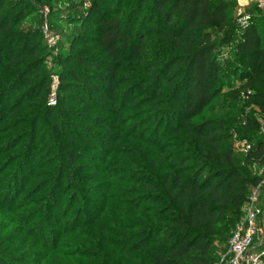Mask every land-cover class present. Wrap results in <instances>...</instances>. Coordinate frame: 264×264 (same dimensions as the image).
<instances>
[{
  "label": "trees",
  "instance_id": "16d2710c",
  "mask_svg": "<svg viewBox=\"0 0 264 264\" xmlns=\"http://www.w3.org/2000/svg\"><path fill=\"white\" fill-rule=\"evenodd\" d=\"M89 1L51 56L0 0V264H214L264 163V9Z\"/></svg>",
  "mask_w": 264,
  "mask_h": 264
},
{
  "label": "rangeland",
  "instance_id": "374dc122",
  "mask_svg": "<svg viewBox=\"0 0 264 264\" xmlns=\"http://www.w3.org/2000/svg\"><path fill=\"white\" fill-rule=\"evenodd\" d=\"M45 1V2H44ZM246 0H237V7H236V17L238 16V8L240 7V4L244 7V11H247V7L249 4H254V1H248V3H244ZM34 2V8L35 11L28 10L26 16L23 19V22L20 25L21 30L25 29H36L41 33L42 40L44 42V45L50 51L52 54L49 55H55L60 49L61 50H67V44L62 42L63 35L66 32H70L73 28V25H69L68 23H64L60 20L65 18L66 16H70L72 14H84L87 8L90 6L89 0H84L81 2V0H32ZM256 4V3H255ZM247 13V12H246ZM45 63L47 64V67L50 68L52 66L51 57H46ZM136 72L140 73V70H136ZM144 72V71H143ZM56 88H57V77L52 76L51 77V87L48 94L47 104L48 105H55L56 104ZM250 111L255 115V117L261 122L262 125V133L264 134V116L255 108H250ZM231 139L233 140V149L234 154L237 156H242V154L245 152L246 148L250 145L245 140H240L238 136H236L234 133L231 135ZM249 170L256 174V175H264V163L261 164H255L251 165L249 167ZM249 204L246 203L242 207V215L235 225L233 227V230H235L240 224H242L245 221L246 218V212ZM257 206L262 210V214L257 217L256 220V226L259 229V231L256 233L254 237V243L255 249L257 251L260 250V246H257L258 244V235L259 237H262L263 234V224H264V187L261 188L259 197L257 200ZM29 209V208H27ZM26 209V210H27ZM217 254H219V258L217 261H215L214 264H219L220 254L223 252L219 251V248L215 249Z\"/></svg>",
  "mask_w": 264,
  "mask_h": 264
},
{
  "label": "built area",
  "instance_id": "2783aa9c",
  "mask_svg": "<svg viewBox=\"0 0 264 264\" xmlns=\"http://www.w3.org/2000/svg\"><path fill=\"white\" fill-rule=\"evenodd\" d=\"M246 0L244 3H248ZM258 7L264 9V0H252ZM240 4L238 8V22L245 25L249 15ZM264 187V175H261L259 182L251 190L249 206L246 212L245 221L240 224L230 236L226 249L220 254L219 264H264V224L262 227V237H258L260 250L255 249L254 237L259 229L256 226L257 217L262 214V210L257 206V200L261 188Z\"/></svg>",
  "mask_w": 264,
  "mask_h": 264
}]
</instances>
